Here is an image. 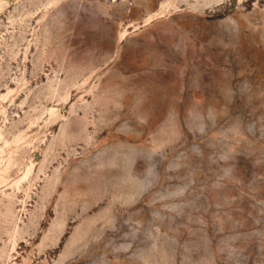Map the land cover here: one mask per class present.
<instances>
[{
	"label": "rangeland",
	"instance_id": "1",
	"mask_svg": "<svg viewBox=\"0 0 264 264\" xmlns=\"http://www.w3.org/2000/svg\"><path fill=\"white\" fill-rule=\"evenodd\" d=\"M0 264H264V0H0Z\"/></svg>",
	"mask_w": 264,
	"mask_h": 264
}]
</instances>
